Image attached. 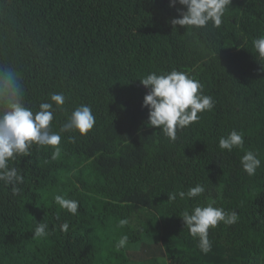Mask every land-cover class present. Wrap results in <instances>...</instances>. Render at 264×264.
Here are the masks:
<instances>
[{
  "label": "trees",
  "instance_id": "1",
  "mask_svg": "<svg viewBox=\"0 0 264 264\" xmlns=\"http://www.w3.org/2000/svg\"><path fill=\"white\" fill-rule=\"evenodd\" d=\"M169 0H0V64L18 70L31 104L52 92L70 111L90 104L93 129L75 142L21 156L20 192L0 182V264H264V60L252 46L264 36V0H231L220 28L194 30ZM188 73L215 101L175 143L147 127L148 92L139 76ZM65 114L51 127L59 131ZM233 129L244 147H218ZM261 167L248 176L245 151ZM197 183L195 200L169 202L167 192ZM79 201L76 215L54 197ZM215 201L238 220L209 229L203 254L180 214ZM59 215V219H57ZM158 216V217H157ZM127 218L129 223L121 225ZM67 222V233L60 226ZM37 223L46 235L34 236ZM128 242L117 249L124 236Z\"/></svg>",
  "mask_w": 264,
  "mask_h": 264
},
{
  "label": "clouds",
  "instance_id": "2",
  "mask_svg": "<svg viewBox=\"0 0 264 264\" xmlns=\"http://www.w3.org/2000/svg\"><path fill=\"white\" fill-rule=\"evenodd\" d=\"M231 0H169L170 7H176L179 18L170 20L174 30L177 25L203 30L211 26L220 28L223 17L229 8ZM252 46L258 58L264 60V36L255 38ZM141 84L148 88L143 98L142 106L148 109L145 121L147 127H159L161 134L171 143L178 140V131L190 127L200 119L205 111L213 109L215 101L205 95L203 85L193 79L188 73L173 69L167 72H149L138 77ZM69 97L64 92H52L47 100L38 105L31 104L27 99L26 88L17 69L0 64V182L10 186L13 195L20 192L24 183L23 174L15 166H10L21 156L31 154L33 146L40 150L44 147L54 149L51 159L55 160L60 154L59 145L62 134L75 142L79 136L87 135L94 127L96 119L90 104L81 103L74 107L69 114L66 103ZM65 114L59 131H53L51 124L55 114ZM218 147L231 152L234 148L244 147V137L233 129L226 136L219 138ZM240 166L248 176H254L261 167L259 154L247 150L240 157ZM208 191L205 185L197 183L187 191L176 190L167 192L168 201L176 202L195 200ZM54 203L67 213L76 215L79 201L65 198L62 195L54 197ZM189 235L196 239L198 248L203 254L212 250L209 239V229L215 228L221 222L234 225L238 220V212H226L215 206V201L207 204H195L190 209L185 208L180 214ZM158 217V216H157ZM59 219V215H57ZM129 220L123 218L120 224L127 225ZM49 228L47 223H37L34 236L46 235ZM67 222L60 230L67 233ZM128 242V236H122L116 243V248H122Z\"/></svg>",
  "mask_w": 264,
  "mask_h": 264
},
{
  "label": "water",
  "instance_id": "3",
  "mask_svg": "<svg viewBox=\"0 0 264 264\" xmlns=\"http://www.w3.org/2000/svg\"><path fill=\"white\" fill-rule=\"evenodd\" d=\"M149 90V89H148Z\"/></svg>",
  "mask_w": 264,
  "mask_h": 264
}]
</instances>
